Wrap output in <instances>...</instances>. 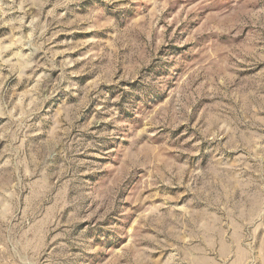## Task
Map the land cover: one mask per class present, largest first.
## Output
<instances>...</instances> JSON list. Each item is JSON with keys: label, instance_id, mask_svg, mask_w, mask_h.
I'll return each instance as SVG.
<instances>
[{"label": "rangeland", "instance_id": "rangeland-1", "mask_svg": "<svg viewBox=\"0 0 264 264\" xmlns=\"http://www.w3.org/2000/svg\"><path fill=\"white\" fill-rule=\"evenodd\" d=\"M0 264H264V0H0Z\"/></svg>", "mask_w": 264, "mask_h": 264}]
</instances>
